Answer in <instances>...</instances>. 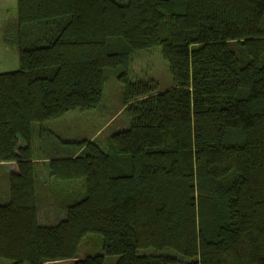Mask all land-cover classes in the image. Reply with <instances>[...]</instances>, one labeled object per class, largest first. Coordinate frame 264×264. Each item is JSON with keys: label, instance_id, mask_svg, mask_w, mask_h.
<instances>
[{"label": "trees", "instance_id": "trees-1", "mask_svg": "<svg viewBox=\"0 0 264 264\" xmlns=\"http://www.w3.org/2000/svg\"><path fill=\"white\" fill-rule=\"evenodd\" d=\"M1 30L18 67L0 73V164L14 166L0 259L264 264V0H15ZM155 47L171 86L127 81L130 56ZM119 66L128 128L103 148L67 140L76 155L48 153L63 217L38 225L32 141L53 136L44 122L96 108Z\"/></svg>", "mask_w": 264, "mask_h": 264}, {"label": "rangeland", "instance_id": "rangeland-1", "mask_svg": "<svg viewBox=\"0 0 264 264\" xmlns=\"http://www.w3.org/2000/svg\"><path fill=\"white\" fill-rule=\"evenodd\" d=\"M118 3H125L126 0H114ZM13 5L11 2L10 5ZM9 5V4H8ZM5 18H12L14 16V8L10 7ZM2 22L0 20V45L1 34H2ZM14 48H6L5 50L9 52L15 51ZM11 55V54H9ZM125 69L119 66L114 69H108L104 71V83L101 95V100L96 108L88 111H69L65 113L58 119L49 120L44 122L43 125L49 131L53 132L51 134L42 135L40 137L41 142L45 143L47 146L46 151H43L38 157H48L55 156L50 148L57 147L60 142L63 141H81V140H93L99 144L102 148L104 147V141L108 136L113 133L123 131L129 126V119L125 113H121L122 104L121 98L124 89V84L118 81L116 76L122 73ZM127 74L125 79L129 82L135 81H152L156 85L158 90L166 89L171 86V77L169 75L168 66L165 61L159 55L158 48H151L145 51L134 52L127 63L126 66ZM100 129V131H98ZM34 138H37V127L33 128ZM77 150L74 146H69L67 149L57 150L56 155L70 154ZM44 166L37 165L35 167V173L38 174L36 177L40 184L49 183L47 179V174L45 173ZM39 168L43 169V174L39 175ZM2 171L0 170V204L7 201L4 195V182L1 178ZM45 175V176H44ZM50 182L54 183L53 180ZM77 189V188H75ZM67 191V188L64 192ZM78 191V190H77ZM82 191V190H79ZM41 201L37 204V224L38 225H53L58 222L62 217L63 213L61 211L54 210L52 204V198L54 196L50 195L54 193V190L42 189L40 191ZM146 254H150L147 252ZM117 259V256L104 257V264H113ZM0 264H11L10 261L0 259Z\"/></svg>", "mask_w": 264, "mask_h": 264}, {"label": "crops", "instance_id": "crops-1", "mask_svg": "<svg viewBox=\"0 0 264 264\" xmlns=\"http://www.w3.org/2000/svg\"><path fill=\"white\" fill-rule=\"evenodd\" d=\"M11 2L13 3V5L12 4L10 5ZM10 7H13L14 8V16L12 18H5L6 17L5 15L8 13ZM14 17H15V0H0V20L3 21L2 22V25H4L6 22L12 21L14 19ZM1 43H2V41H1ZM5 47L6 48H14V47L6 46L3 43H2V45H0V73L14 71L18 67L17 52H16V50L15 51L9 50L10 53H8V51L5 50ZM9 54H11V55H9ZM44 127H46V126L44 125ZM98 131H100V129ZM38 140H40V139H34L32 141V145H33V147L35 149V150H33V159H32V162L34 163L35 167L37 165L44 166L43 169H45V173L48 175V171L45 168V163H46V161H47L48 158L46 156H44V157H38V155H40L42 153L41 150L40 151L37 150L38 149L37 147H39ZM46 147H49V146L45 145V147H42V148H46ZM68 147H69V145H67V144L59 143V145L57 147L50 148V150L53 149V151H51V152H53L55 154L57 152V150L60 151V149H67ZM79 150L80 149H78L75 152L70 153L68 155L70 157H73L74 155H76L79 152ZM56 157L59 158V159L60 158H64V157H67V154H64V155H56ZM43 169L39 168L38 173L40 172L42 174L43 173ZM0 170L2 171L1 178H2V180L4 182V186H3L4 192L3 193H4L5 197H6V194H8L7 172H13L14 171L13 163L10 162V163L0 164ZM47 179H48L49 182L51 181V178H49L48 176H47ZM52 188L55 189V190H57V191H59L58 194H60V195H63L64 196V195L67 194L66 192H64L66 190V187L65 186L63 187V186H61V185L58 184L57 187H53L52 186ZM38 189H39V191H42V189H48L47 183L41 184L38 187Z\"/></svg>", "mask_w": 264, "mask_h": 264}]
</instances>
